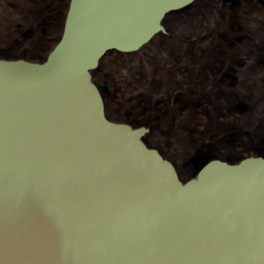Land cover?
<instances>
[{
	"label": "water",
	"instance_id": "water-1",
	"mask_svg": "<svg viewBox=\"0 0 264 264\" xmlns=\"http://www.w3.org/2000/svg\"><path fill=\"white\" fill-rule=\"evenodd\" d=\"M194 0H70L42 61L0 58V264H264V158L184 182L93 73Z\"/></svg>",
	"mask_w": 264,
	"mask_h": 264
},
{
	"label": "bare ground",
	"instance_id": "bare-ground-1",
	"mask_svg": "<svg viewBox=\"0 0 264 264\" xmlns=\"http://www.w3.org/2000/svg\"><path fill=\"white\" fill-rule=\"evenodd\" d=\"M69 1L0 0V58L12 57L32 32L40 35L30 52L58 39ZM260 1L262 7L254 0H194L167 15L164 32L134 57L100 63L93 75L108 86V119L138 123L148 130V147L189 169L217 150L220 158L206 162L264 158Z\"/></svg>",
	"mask_w": 264,
	"mask_h": 264
},
{
	"label": "rangeland",
	"instance_id": "rangeland-1",
	"mask_svg": "<svg viewBox=\"0 0 264 264\" xmlns=\"http://www.w3.org/2000/svg\"><path fill=\"white\" fill-rule=\"evenodd\" d=\"M255 2L258 3V7H262V3L260 0H254ZM8 7V6H7ZM32 40L33 41H29L31 38H28V39H24V41H21L20 42V50L15 52L13 54L12 57L10 58H7L6 59H26V60H29V61H35V62H39V61H42L44 59V57L47 55V53L50 51V49L53 47V45L56 43V39H52L51 41H44V44L43 45H39V47L35 48L34 52H30V50H32V44L33 42L37 41L38 39V36L40 35L38 32L37 33H34L32 32ZM136 54V53H133V54H120V53H117V52H111L109 54H107L102 60L100 63H104L107 61V59L109 58H114L115 57V60H118V58H124L126 56H131V57H134L133 55ZM118 57V58H117ZM120 65H115V67L119 68ZM99 68V67H98ZM115 71L117 72L118 70L115 69ZM95 72L94 71V75H95ZM93 75V80L95 83H97L98 85H104V87L101 89L102 91V95H103V100L105 102V109L107 111L108 107H107V99L106 97L110 98L109 96H107V90H108V86L105 82H100L99 80L95 79V76ZM107 89V90H106ZM106 96V97H105ZM108 113V111H107ZM115 117V116H113ZM138 123H136V125L134 126V128H139L138 127ZM219 154L220 152H218V150L216 152H214V154L210 155V156H205L203 158H201V160L199 162H197L196 165H194V168L193 169H189V168H186V167H182L180 165V163L178 162V160H173L172 158H170L168 155H167V158L169 160H171L172 164L175 166L177 172H178V175L179 177L181 178V180H183L184 182H186L187 180H190L191 178H194L197 174V172L202 168V166L205 164V162L211 158H220L219 157ZM247 154H250V152H246V153H243V155H247ZM252 154V153H251ZM243 155H240V156H243ZM214 156V157H213ZM245 157V156H244ZM242 157V158H244ZM242 158H238V160H236L235 162H238L240 159Z\"/></svg>",
	"mask_w": 264,
	"mask_h": 264
}]
</instances>
